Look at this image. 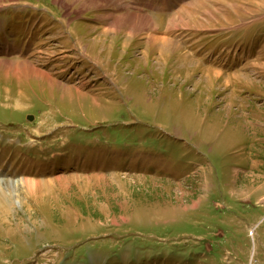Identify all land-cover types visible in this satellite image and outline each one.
I'll list each match as a JSON object with an SVG mask.
<instances>
[{"label": "rangeland", "instance_id": "374dc122", "mask_svg": "<svg viewBox=\"0 0 264 264\" xmlns=\"http://www.w3.org/2000/svg\"><path fill=\"white\" fill-rule=\"evenodd\" d=\"M126 1L0 0V264H264V0Z\"/></svg>", "mask_w": 264, "mask_h": 264}, {"label": "crops", "instance_id": "0c3cea01", "mask_svg": "<svg viewBox=\"0 0 264 264\" xmlns=\"http://www.w3.org/2000/svg\"><path fill=\"white\" fill-rule=\"evenodd\" d=\"M131 2L132 1L122 0V4L120 6H114L113 5V6H110V7H104V8L97 9L95 11L96 12V16L93 18V20L98 21V24H99V27H98V29H96L97 30L96 32H99L100 30L105 29L107 27V23L114 16L117 17L119 15H122L124 13H129V12L133 13V10H130L132 8ZM93 32H94V30H93ZM126 35H127V33H122L121 36L119 37V40H118V37H116V38H114V41L123 42L124 39L127 38ZM108 38H109V36L106 37V40H108Z\"/></svg>", "mask_w": 264, "mask_h": 264}, {"label": "bare ground", "instance_id": "6f19581e", "mask_svg": "<svg viewBox=\"0 0 264 264\" xmlns=\"http://www.w3.org/2000/svg\"><path fill=\"white\" fill-rule=\"evenodd\" d=\"M112 2H116L117 0H111ZM121 4H122V0H121ZM120 10V9H119ZM118 11V10H117ZM129 13H131V12H129ZM125 14V13H124ZM131 14H133V13H131ZM123 15V14H122ZM135 15H137V16H143V15H139V14H135ZM118 17V16H117ZM123 19H126V18H121V19H119V20H117L116 21V19H114V21L110 24V25H108V27H106L102 32H110V33H114V34H117V32L118 31H120V29H121V20H123ZM130 19H131V22L129 21L128 23H131V26H130V30H129V32H128V34L126 35L127 36V38L126 39H129V38H132L133 37V35L135 34V33H137L138 32V30L139 31H141L140 29L142 28V27H145V26H147L148 24H147V22H146V20L144 19V18H139V17H130ZM134 20V21H133ZM134 29H136V30H134ZM143 29V28H142ZM135 36V35H134ZM160 42V41H159ZM157 43V42H156ZM171 44V43H170ZM160 45H161V49L162 50H165V46H169V43H168V41H163V42H160ZM172 47V46H171ZM168 49V48H167ZM41 74H43L45 77H47V75H45L44 73H41ZM70 76V75H69Z\"/></svg>", "mask_w": 264, "mask_h": 264}, {"label": "water", "instance_id": "95a60500", "mask_svg": "<svg viewBox=\"0 0 264 264\" xmlns=\"http://www.w3.org/2000/svg\"><path fill=\"white\" fill-rule=\"evenodd\" d=\"M30 120H31V118H30Z\"/></svg>", "mask_w": 264, "mask_h": 264}]
</instances>
